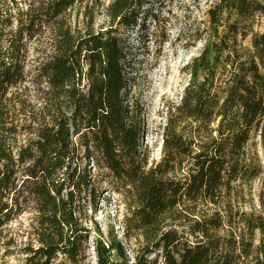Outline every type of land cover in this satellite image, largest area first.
Returning a JSON list of instances; mask_svg holds the SVG:
<instances>
[{
    "label": "trees",
    "instance_id": "obj_1",
    "mask_svg": "<svg viewBox=\"0 0 264 264\" xmlns=\"http://www.w3.org/2000/svg\"><path fill=\"white\" fill-rule=\"evenodd\" d=\"M148 1L113 0L108 27L95 31L98 0H0V236L32 214L29 243L11 253L21 264H82L83 217L96 196L91 163L127 194L125 236L143 241L132 260L119 243V261L96 243L97 264H264V214L242 212L240 233L221 235L224 218L196 213L264 174L249 148L259 139L264 152V31L246 24L264 19V0H216L209 10L179 107L206 140L174 134L156 166L125 96L123 31ZM77 6L83 30L73 26Z\"/></svg>",
    "mask_w": 264,
    "mask_h": 264
},
{
    "label": "rangeland",
    "instance_id": "obj_2",
    "mask_svg": "<svg viewBox=\"0 0 264 264\" xmlns=\"http://www.w3.org/2000/svg\"><path fill=\"white\" fill-rule=\"evenodd\" d=\"M112 1L98 0L94 15L95 31L108 27L105 11ZM215 2L149 0L141 11L138 25L123 31L128 78L125 96L130 106L141 113L140 122L145 132L140 134L139 140L149 166H156L164 158L165 141L174 134L197 142L206 140V131L199 129L200 124L182 115L179 107L191 80L188 68L203 50V36L210 27L209 10ZM84 11V6H77L72 11L73 26L80 30L85 27ZM246 24L254 33L264 31V19L260 16L251 17ZM250 40L251 36L245 42L246 46ZM200 75L202 80V73ZM249 148L251 152L257 153L264 171V152L259 139L252 140ZM90 166L96 181V196L89 201L88 211L83 217L90 238L82 264H97L96 243L105 249L111 261H119L117 246L121 243L132 260L143 241L125 236V221L129 214L128 196L115 186L107 170L98 169L93 163ZM170 176L179 179L183 173L176 171ZM242 212L264 214V174L248 183H236L232 195L217 206L204 203L196 206L197 215L219 214L224 218L221 235L231 231L237 235L240 233L241 226L237 222L238 214ZM31 219L32 214H23L0 236V264L22 263L21 256L11 253L29 243ZM12 241L14 245L7 247L6 244Z\"/></svg>",
    "mask_w": 264,
    "mask_h": 264
}]
</instances>
